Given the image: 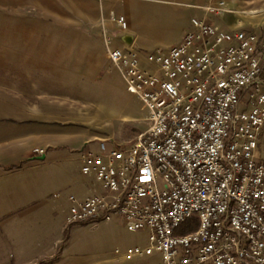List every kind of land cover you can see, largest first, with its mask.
I'll return each mask as SVG.
<instances>
[{"label":"built area","instance_id":"2783aa9c","mask_svg":"<svg viewBox=\"0 0 264 264\" xmlns=\"http://www.w3.org/2000/svg\"><path fill=\"white\" fill-rule=\"evenodd\" d=\"M202 9L180 44L151 52L115 47L101 20L107 58L149 126L127 145L81 152V175L100 192L70 196L66 224L120 217L148 231V246L116 252L126 261L264 264V33L213 25L207 16L232 12L224 1ZM108 21L128 28L114 12Z\"/></svg>","mask_w":264,"mask_h":264},{"label":"rangeland","instance_id":"374dc122","mask_svg":"<svg viewBox=\"0 0 264 264\" xmlns=\"http://www.w3.org/2000/svg\"><path fill=\"white\" fill-rule=\"evenodd\" d=\"M110 1L121 0H0V70L22 71L19 77L22 90L33 92L37 88V92L67 95V105L79 106L70 110L71 114L78 113L80 127L103 138L111 137L114 145H127L146 131L148 114L140 100L128 93L111 62L103 59L101 26L98 28L92 21L95 13L100 12V24L104 19L108 29L114 25L108 21ZM130 1L140 9L165 8L168 13L181 15L174 6L151 4L147 0ZM113 12L119 16L115 8ZM84 19H87L86 26H78ZM183 25L181 18L158 23L151 35L160 41L153 43V47L166 50V45L176 41ZM83 35L85 43L81 42ZM68 53L85 56L84 72L76 74L71 70L70 74L63 69L61 58ZM94 63L103 66L102 78L94 76ZM27 72L39 74L31 76ZM52 77L54 82L46 80ZM21 109L24 108L0 106V148L14 147L17 144L14 138L24 136L31 128L44 126L11 121V115L19 114ZM123 116L135 119L123 121ZM27 141L24 139V144ZM259 150L264 160V130ZM79 154V149L71 146L63 157L49 156L38 161L33 171L39 182L36 199L28 208L0 218V245L4 246L0 264H158L150 257L126 261L116 253L149 245L148 231H128L120 217L109 222L90 220L66 224L70 196L85 199L100 192L94 178L81 175ZM23 166L21 162L8 169ZM4 169L0 166L1 172ZM195 222V219L190 221L193 226Z\"/></svg>","mask_w":264,"mask_h":264},{"label":"crops","instance_id":"0c3cea01","mask_svg":"<svg viewBox=\"0 0 264 264\" xmlns=\"http://www.w3.org/2000/svg\"><path fill=\"white\" fill-rule=\"evenodd\" d=\"M147 1L151 4L174 6L178 9L176 12L181 13V15L168 13L165 8L157 11L150 8V6L148 10L144 8L140 9L130 0L110 1V11L113 12L115 8L119 16L122 15L126 18L128 24L126 30H120L114 25L109 26L114 35L115 47H130L139 52L156 50L158 48L153 47V43L156 41L159 42L160 40H157L151 35L153 29L156 28L158 23L162 22V24H165L166 20L172 21L173 19L181 18L184 19L183 29L173 44L166 45L167 49L174 47L180 44L185 35L192 30L191 20L205 16L202 7L208 2V0ZM218 1H224L232 12L224 13L220 16H207L213 25L228 31L257 30L259 33H264V0ZM100 15V12H96L94 20L92 21L98 28L100 27ZM86 20L84 19V22L81 24L78 23L80 24L78 26L85 27ZM139 27H142V30ZM99 33L102 34L100 30ZM85 41L86 37L83 35L81 42L85 43ZM63 55L61 58L62 65L64 66L63 69L67 70V73L72 74L73 72L71 73V70H75L74 73L76 74L84 72L85 56L79 53L76 55L70 53ZM103 59L109 61L106 52L103 55ZM92 68H94L93 72L96 78H102L104 76V70L101 64L94 63ZM22 74V71L15 69L0 70V106L4 105L14 110L24 108L19 112H25V116H22L20 113L13 114L11 117L9 116L11 118L10 120L16 124L29 123L35 126H44L31 128L24 136L14 138L17 139L16 146L0 148V166L5 168L2 172L0 171V218L28 208L30 206L29 204H32L34 199H36L34 195L38 191L39 182L36 179L37 176L33 174V171L38 167V161L46 160L49 156L63 157L71 146L79 149V153L81 154V152L87 150L96 151L101 141H105L109 147L114 145V139L111 137L103 138L99 134H95L91 130L79 126L78 113L71 114L70 110L71 107L77 109L79 106L74 103L67 105L65 101L67 95L61 97V95L56 96L53 93L37 92V88L33 92L31 89L22 90L20 84L21 78H19ZM38 74L30 73L31 76ZM46 80L54 82L53 77L47 78ZM121 119L127 121L134 120L135 118L123 116ZM24 139H28L26 144L23 142ZM10 142H12V139ZM92 145H95L96 148H91ZM36 149L43 150L44 155H37L35 153ZM21 162H24L22 168L8 169L10 166L14 168L15 165ZM78 199L84 200L82 198ZM3 247V245H0V252L3 250Z\"/></svg>","mask_w":264,"mask_h":264},{"label":"water","instance_id":"95a60500","mask_svg":"<svg viewBox=\"0 0 264 264\" xmlns=\"http://www.w3.org/2000/svg\"><path fill=\"white\" fill-rule=\"evenodd\" d=\"M44 159V158H43Z\"/></svg>","mask_w":264,"mask_h":264}]
</instances>
